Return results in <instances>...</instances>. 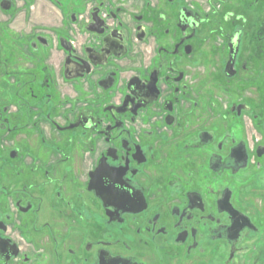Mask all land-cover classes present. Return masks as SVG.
Wrapping results in <instances>:
<instances>
[{"label":"flooded vegetation","instance_id":"flooded-vegetation-1","mask_svg":"<svg viewBox=\"0 0 264 264\" xmlns=\"http://www.w3.org/2000/svg\"><path fill=\"white\" fill-rule=\"evenodd\" d=\"M0 13V264H264V0Z\"/></svg>","mask_w":264,"mask_h":264},{"label":"rangeland","instance_id":"rangeland-1","mask_svg":"<svg viewBox=\"0 0 264 264\" xmlns=\"http://www.w3.org/2000/svg\"><path fill=\"white\" fill-rule=\"evenodd\" d=\"M22 4H23V3L18 2V3H17V6H20V5L22 6ZM12 15L14 16L13 13H12L11 15H2V14L0 13V20H1V19L3 20L4 17H6V19H7V17H8V18L10 17L11 19H13ZM12 111H14V108H12Z\"/></svg>","mask_w":264,"mask_h":264}]
</instances>
